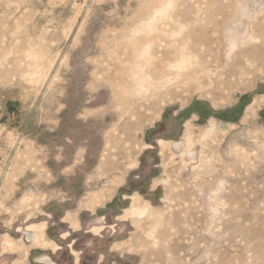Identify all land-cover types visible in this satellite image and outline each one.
Instances as JSON below:
<instances>
[{
  "label": "rangeland",
  "instance_id": "1",
  "mask_svg": "<svg viewBox=\"0 0 264 264\" xmlns=\"http://www.w3.org/2000/svg\"><path fill=\"white\" fill-rule=\"evenodd\" d=\"M69 199L60 264H264V0H0V211Z\"/></svg>",
  "mask_w": 264,
  "mask_h": 264
},
{
  "label": "crops",
  "instance_id": "2",
  "mask_svg": "<svg viewBox=\"0 0 264 264\" xmlns=\"http://www.w3.org/2000/svg\"><path fill=\"white\" fill-rule=\"evenodd\" d=\"M62 171L63 173L69 171L70 173H77L73 167L63 168ZM68 179H72V175ZM73 203L71 199L59 202L65 208L60 217V226L66 227L67 230L58 233L56 240L48 235L49 230L53 227L54 216L44 209H30L29 206L24 205L18 208L22 209V213L10 212L8 209L5 212L0 211V264H46L49 262L48 260L60 264L57 257L64 250L61 246L62 241L67 243V249L76 262L72 250L75 249L76 245L73 235L78 233V228H76L78 210L74 206L66 207ZM88 204L90 202L85 203V205ZM83 211L93 213L96 210L85 208ZM18 214L21 216L18 217ZM11 220L16 222L12 225L9 222ZM33 225L39 228L34 227L31 230L33 232L31 239L28 232ZM56 245L60 246L61 250L54 249Z\"/></svg>",
  "mask_w": 264,
  "mask_h": 264
},
{
  "label": "bare ground",
  "instance_id": "3",
  "mask_svg": "<svg viewBox=\"0 0 264 264\" xmlns=\"http://www.w3.org/2000/svg\"><path fill=\"white\" fill-rule=\"evenodd\" d=\"M243 71V70H242ZM165 85H163L160 89L161 91V96L162 97H166L167 95H177L180 91L181 88H179L180 86L176 85L173 86L170 83L165 82ZM154 90V89H153ZM150 91V90H149ZM158 104V103H157ZM157 104H156V108H157ZM151 108L154 110L155 106L154 104H151ZM49 262H46V264H48Z\"/></svg>",
  "mask_w": 264,
  "mask_h": 264
},
{
  "label": "flooded vegetation",
  "instance_id": "4",
  "mask_svg": "<svg viewBox=\"0 0 264 264\" xmlns=\"http://www.w3.org/2000/svg\"><path fill=\"white\" fill-rule=\"evenodd\" d=\"M55 264V263H54Z\"/></svg>",
  "mask_w": 264,
  "mask_h": 264
}]
</instances>
